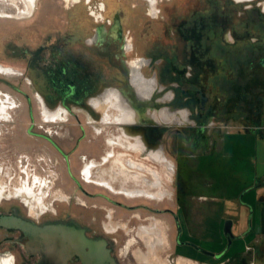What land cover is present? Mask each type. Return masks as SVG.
Listing matches in <instances>:
<instances>
[{
  "label": "rangeland",
  "instance_id": "374dc122",
  "mask_svg": "<svg viewBox=\"0 0 264 264\" xmlns=\"http://www.w3.org/2000/svg\"><path fill=\"white\" fill-rule=\"evenodd\" d=\"M188 5L189 0H159L158 8L153 13L148 0H39L36 11L30 17L21 18L19 11L25 9L24 0H0L1 13L15 14L17 11L16 17L0 16V63L13 66L18 70V73H0V105L3 104V100H9L5 102L13 105L10 110L11 121L6 122L2 120L5 118L0 117L2 120L0 121V178L8 185L7 187H15L14 185L21 184L22 179L33 183L38 175L37 177L44 182V189L48 190L41 202L49 207L54 206V209H49L46 214L52 216L59 214L64 218H73L82 226L98 230L110 240L112 236L117 237L118 242L113 244V247L118 264H138L131 255L126 256L118 250L126 237L124 230L108 233L105 228V226L115 228L118 222H122L117 219L124 215L123 208L113 205L110 200L127 199L128 196L87 181L83 175V169L91 160H102L108 146L106 141L108 133L119 131L115 123L109 127V123L102 122L106 109L94 106L93 108L91 100L108 87H115L123 82L126 74L117 57L109 59L110 54L116 56L121 53V41L112 45H100L95 44L91 39L98 24L107 20L113 22L115 14H119L123 39L125 42L126 40L131 42V47L125 52L123 59L127 62L137 60L138 68H141L140 70L155 82L154 69L152 65L149 66L146 59L162 51L168 54L169 46L176 40L179 41L181 55L183 54L184 42L180 39L186 37L183 35L186 29L185 24L181 23ZM225 5L228 4L225 3ZM101 7L106 9L103 11V17L97 19L101 16L99 15ZM93 12L96 14L93 15ZM107 26L109 27L110 24ZM228 34L229 32L227 33L229 38ZM181 60H184L183 55ZM161 64L167 65V61L163 60ZM160 81L162 90L164 88L161 101L158 106L151 107L153 108L151 110L163 108L170 110L171 100L167 98V95H169L171 80L167 76H162ZM185 81L184 77L176 79V83H180L182 88L178 91L180 94L177 108L171 110L179 111L186 117L188 114V123H153V119H146L145 125L141 126L145 128L151 143L162 145L164 152L175 163L173 170H176L178 193H183V190L180 191L179 181L181 173L184 174L181 170H187L183 157L186 154H195L194 149L191 148L192 152H188L186 147V143L194 138V135L191 138L186 136V131L191 129L190 122H194V119L190 115L191 111L184 98L183 92L189 87ZM259 83L257 81V84ZM36 92L43 96L50 108L65 107L68 110L65 118L67 120L58 123L42 121ZM255 96L257 106L253 103ZM243 97L248 98L247 103L241 101L240 110L236 111L240 114L241 120L243 115L251 116L254 113L249 109L250 102V105H255L252 109H257L255 110L259 115L258 118L264 123V93L254 96L241 94V100ZM194 105V111H196L197 102ZM151 122L153 124H149ZM96 127L102 131L98 132ZM141 127L137 126L138 129ZM251 129L253 128L247 127L243 121L225 122L223 127L212 129L209 145L211 146L214 141L211 137L220 138L225 130L243 133ZM241 133L234 137L237 140L240 138L242 142L246 141L245 145L241 143L242 150L248 152L252 145L256 148V144H253L255 136ZM227 136L229 139L232 138L230 134ZM150 163L162 173V185L164 182V185L169 188V180L166 177L164 179V174L167 178L170 177L169 170L153 161ZM241 163V170L252 168L245 162ZM201 171L193 170L197 172L195 177L198 182L205 179ZM144 173L151 174L146 171ZM116 187L119 188L120 184ZM7 189L8 193H0V196L7 195L0 199V210L9 212L13 207H17L20 211L29 209L23 201V198L29 200L30 197L27 194L8 199L14 194L9 193L10 188ZM202 192L195 190L193 199L188 200L187 229L192 235L191 240L194 246L211 252L219 251L229 244V239L226 240L224 234L225 223L222 226L223 232L219 231L220 224L216 221L219 216L218 209L214 206L209 209L208 214L205 212L202 205L206 201L200 196ZM205 192L212 194L216 190L207 188ZM181 196V200L176 202L175 206L173 205L179 213L180 204L186 205L185 194ZM144 198L147 197L144 196ZM167 204L164 201L161 202V205ZM112 209L117 211L113 212L115 215L113 221H109L107 216L113 214ZM160 221L167 230V220L160 218ZM169 231L173 236L174 229L171 228ZM4 232L0 229V250L11 249L5 241ZM189 237L187 235V238ZM138 245L141 244L137 243L136 246ZM232 247L229 249V254L235 249ZM192 248L193 250H188V253L198 256L196 248ZM13 252L18 256L20 264H26L21 249L17 247ZM191 259V264H200L195 261L196 258ZM211 263L229 264V262L221 263V260L217 259H213Z\"/></svg>",
  "mask_w": 264,
  "mask_h": 264
},
{
  "label": "flooded vegetation",
  "instance_id": "af4514ba",
  "mask_svg": "<svg viewBox=\"0 0 264 264\" xmlns=\"http://www.w3.org/2000/svg\"><path fill=\"white\" fill-rule=\"evenodd\" d=\"M225 3L228 5L226 6ZM37 6L30 15L23 17H30L36 11ZM157 8L158 6H156L154 11L152 10L153 13ZM105 9L101 7L99 14L101 16H98L99 18L97 19L103 17ZM2 14L3 16L13 15L16 17L17 11L15 14L3 12ZM95 14L93 12V15ZM107 24H110V26L108 27ZM181 24H185L186 29L183 32V35H186V37L180 39V41L184 42V52L182 54L184 60H181L182 55L179 41L177 40L169 46L168 54L162 51L160 54H153L152 57L146 59L149 66L152 65L151 67L154 69L153 80L156 83L151 95L146 101L144 100L145 103L140 101L139 94L135 91V87L132 84L134 69L136 68L135 71L142 74L145 79L150 80V77L140 70L141 68H138L139 65H136L137 60L127 62V60L123 59L125 52L131 47V42L129 40L125 42L123 39L120 15L115 14L113 22L107 20L98 24L94 29V35L91 39L92 41L94 40L95 44L112 45L117 41H121V53L116 56L110 54L109 59L112 60V58L117 57L120 60L121 68L126 74V79L120 84L115 85V87H111V89L108 87L109 90L113 89L114 91L115 89V91H120L122 99L130 95L139 107L147 106L153 109L151 107L159 105L161 93L164 90L160 86V79L162 76H167L171 80L169 95H167V98L171 100L170 106L172 107H170V110H176L178 95L180 94L178 91L182 88L180 83H176V79L184 77L185 82L189 85L188 90H183L184 98L187 101L186 105H188L191 111L190 115L194 119V122H190L191 129L186 131V136L188 135L191 138L194 135V138L186 143L188 152H192V149L195 150L193 151L195 153L205 151L207 148L211 149L213 141L211 146L209 142L212 129L214 127H223L225 122L243 121L246 126L264 125L263 120L258 118L257 109H252V106L257 104L256 96L253 98L255 105H250V102L248 103L249 109L252 110L251 112H254L251 116L243 115V119L241 120L240 114L236 112L240 110L241 101L246 104L248 100L247 97H243L241 100V94L254 96L255 94L262 95L264 93V84L261 85V83H264V0H189V5ZM176 30L178 31V27H176ZM228 32L229 38L227 36ZM163 60L167 61V65L163 66L161 64ZM182 68H184L183 71ZM15 71L18 73L16 68ZM257 81L260 83L257 84ZM38 93L36 92L35 96L40 106L45 105L49 110L66 109L63 106L55 109L50 108L43 96ZM3 98H6L5 95H3ZM195 102H197L196 111H194ZM40 114L42 115V113ZM188 117L189 115L187 114L183 123H188ZM11 119L2 120L9 122ZM41 120L47 123H58L67 119L46 121L41 118ZM109 124V127H111L112 123ZM93 126L95 128V125ZM224 132L230 135L235 133L229 130H225ZM211 139L215 140L213 137ZM154 171L160 173V170ZM169 173L170 177L168 178L164 174V179L166 177L169 180V188L163 182L162 188L167 190V192L161 199L157 197L144 198L142 196V198H134L135 200H128L129 197L127 199L113 198L110 200L113 205L123 208L124 215L117 219L122 222H119L115 228L111 227L109 229L105 226L106 231L113 233L121 229L124 230L126 237L122 247L118 248V250L126 256L131 255V257L136 259L138 264H155L154 260L156 258L162 260L163 264H191L192 262V257L188 253V250H192L193 242L191 240L192 235L187 229V206L180 204V213L173 207L176 202L178 203L181 200L182 193H178L177 191L176 170H169ZM83 175L86 178L84 170ZM149 175L151 174L145 175L149 180L148 184H146L147 186H144L143 183L138 184L132 181L127 182V188L133 189L137 187L136 189H139L141 186L151 193L158 192L160 187L150 185L156 178L152 175L149 177ZM86 180L96 184V182L90 181L87 178ZM115 186H118V184L115 183ZM17 196L11 195L8 199ZM5 197L7 195H2L0 199ZM23 201L29 209L20 211L17 207H13L9 212L0 210V213L15 215L39 227L64 222L78 225L84 228L86 237L96 246L91 248L86 247L85 255L72 254L66 258L61 256V254H42L28 250L26 243L29 238L21 228L0 225V229L5 231V241L11 247L8 250H0V256L4 253L10 254L14 257L13 263L20 264L18 256L13 252L18 247L22 251L21 254L25 256L24 260L26 264H86L89 260H92L91 262L94 264H118L113 247V244L118 242L117 237L112 236L110 240L98 230L89 226H82L73 218H64L59 214L53 216L47 215L46 213L49 209H54V206H51L52 204L50 205L51 207L46 205L42 209L38 203L36 204L38 201L33 198H29V200L23 198ZM163 201L169 205H161ZM112 210V213L117 211V209ZM114 217V213L107 216L109 221H113ZM159 218L167 220V230H165V226L161 225ZM171 228L174 229L173 236L169 231ZM152 229L153 232L151 231ZM187 235L190 237L187 238ZM162 238L166 240V247L159 249L158 255L154 256L150 251L151 246L155 245V242L160 241ZM137 243L141 245L137 247ZM87 253L90 255V258L87 256ZM196 261L204 264L198 260Z\"/></svg>",
  "mask_w": 264,
  "mask_h": 264
},
{
  "label": "bare ground",
  "instance_id": "6f19581e",
  "mask_svg": "<svg viewBox=\"0 0 264 264\" xmlns=\"http://www.w3.org/2000/svg\"><path fill=\"white\" fill-rule=\"evenodd\" d=\"M148 1L150 2L152 10L154 11L156 9L158 0ZM24 2L25 9L19 11L20 17L30 15L37 6L38 0H24ZM0 15H2L1 12ZM105 33L107 34V32ZM136 65H139L138 61ZM135 69L134 75L132 76V84L135 87V91L139 94L140 101L143 102L151 95L152 90L155 88V82L145 79L142 74L137 73ZM15 72V68H13L12 66L0 63V73ZM5 101L6 100H3V104L0 105V117L9 120L12 117L10 110L13 105L11 103H6L9 100H7L6 102ZM91 104L99 109L105 107L106 110L104 111L105 115L102 122L105 124L115 123L119 131L118 133L112 131L108 133L106 141L109 147L107 146L102 160H91L90 162L86 163L85 169H83L86 178L90 181L96 182V184L98 185L112 190L115 193L126 194L129 198L142 196L157 197L159 199L163 198L167 190L160 187L162 185V173H156V171L154 170L159 169L153 167V164L150 162L153 161L159 165H162L167 170H173L175 163L164 152V150L162 149V145L151 143V141L147 137L145 128L141 126H144L146 119H153L154 123H183V121L186 119V116H184V114L180 113L179 111L176 112L167 108H163L161 110H151L149 108H146L147 106L139 107L137 104H135L134 99L130 97V95H128L127 98L125 97L124 99H122L120 91H115V89L114 91L113 89L109 90V88L99 96L93 97V99L91 100ZM40 107L42 118L46 121H57L58 119L65 120L68 115L67 110H64L63 108L49 110L45 105H41ZM137 126H140L141 128L138 129ZM96 129L98 132L102 131V129H100L99 127H96ZM117 147L119 150L118 153ZM137 156H139L140 159L137 158ZM145 171L146 173H151L152 176L156 178V180H154L152 184L150 183V185L160 187L158 192L151 193L145 188L141 187L139 189H136L137 187L133 189L127 188V182L132 181L138 184L143 183L144 186H147L146 184H148L149 180L145 176ZM37 176L34 178L35 181L33 183H31L30 181H24L22 179L20 181L21 184H16L14 185L15 187H7L8 185H6L0 178V193H8L6 192L8 191L7 188H10L9 193L14 195H22L25 193L28 197L34 198L36 201H38L41 208L44 209L46 205H44L41 201L43 200L42 198L44 197V195H47L48 190L44 189V182ZM115 183L120 184V187L117 188L115 186ZM151 231L153 232V229ZM165 247L166 240L162 238L160 241L155 242V245L151 246L150 251L154 256H156L158 255L159 249H164ZM13 260L14 257L7 253H4L0 256V264H14ZM154 262L155 264H163V261L158 260L157 258L156 260H154Z\"/></svg>",
  "mask_w": 264,
  "mask_h": 264
},
{
  "label": "crops",
  "instance_id": "0c3cea01",
  "mask_svg": "<svg viewBox=\"0 0 264 264\" xmlns=\"http://www.w3.org/2000/svg\"><path fill=\"white\" fill-rule=\"evenodd\" d=\"M247 127L253 129L243 133L234 131L231 139L224 132L213 141L211 149L183 157L187 170H181L184 174L180 171L179 181L186 206L189 198L193 199L194 191L201 190L200 196L206 201L202 205L205 212L208 214L214 206L218 209L219 231L223 232L224 223L232 221L231 233L224 227L226 240L229 239L225 248L211 252L193 245L199 255L191 257L204 264H212L213 259L229 264H264V126ZM240 133L254 135L256 148L252 145L250 151L242 150L241 143L245 145L246 141L234 137ZM241 162L252 168L241 170ZM193 170H202L204 181L198 182L197 172ZM207 188H214L216 192L207 194ZM231 247L235 249L229 254Z\"/></svg>",
  "mask_w": 264,
  "mask_h": 264
},
{
  "label": "water",
  "instance_id": "95a60500",
  "mask_svg": "<svg viewBox=\"0 0 264 264\" xmlns=\"http://www.w3.org/2000/svg\"><path fill=\"white\" fill-rule=\"evenodd\" d=\"M0 225L21 228L29 238L26 243L28 250L42 254H61L66 258L72 254L85 255L86 247L96 246L86 237L83 227L71 223L64 222L39 227L15 215L0 213ZM231 226L232 221L228 220L225 223L227 233H231ZM87 256L90 258L88 253ZM91 261H87L86 264H94Z\"/></svg>",
  "mask_w": 264,
  "mask_h": 264
}]
</instances>
